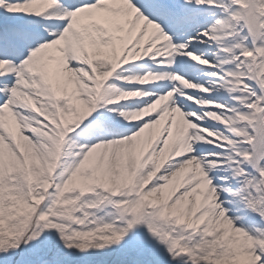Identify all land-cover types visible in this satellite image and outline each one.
Listing matches in <instances>:
<instances>
[{
	"label": "snow or ice",
	"instance_id": "1",
	"mask_svg": "<svg viewBox=\"0 0 264 264\" xmlns=\"http://www.w3.org/2000/svg\"><path fill=\"white\" fill-rule=\"evenodd\" d=\"M0 264H264V0H0Z\"/></svg>",
	"mask_w": 264,
	"mask_h": 264
}]
</instances>
